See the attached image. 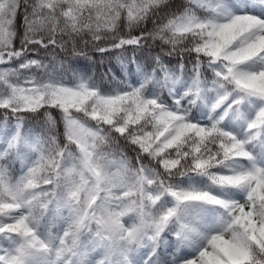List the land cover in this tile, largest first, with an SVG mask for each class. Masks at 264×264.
<instances>
[{
    "label": "snow or ice",
    "instance_id": "snow-or-ice-1",
    "mask_svg": "<svg viewBox=\"0 0 264 264\" xmlns=\"http://www.w3.org/2000/svg\"><path fill=\"white\" fill-rule=\"evenodd\" d=\"M0 264H264V0H0Z\"/></svg>",
    "mask_w": 264,
    "mask_h": 264
},
{
    "label": "trees",
    "instance_id": "trees-1",
    "mask_svg": "<svg viewBox=\"0 0 264 264\" xmlns=\"http://www.w3.org/2000/svg\"><path fill=\"white\" fill-rule=\"evenodd\" d=\"M95 57L96 63L87 60L83 56H72L70 54L61 53L59 55V60L62 62V68L58 67V71H63L65 73L70 74L72 70L78 72H84L88 75H94L95 78H99V76L105 72L109 67L113 69L118 75L120 74L119 64L115 59L111 61H106L103 64L99 63V55L90 53ZM174 59V58H173ZM62 131V128H61Z\"/></svg>",
    "mask_w": 264,
    "mask_h": 264
}]
</instances>
